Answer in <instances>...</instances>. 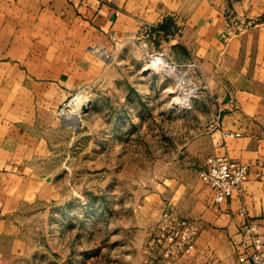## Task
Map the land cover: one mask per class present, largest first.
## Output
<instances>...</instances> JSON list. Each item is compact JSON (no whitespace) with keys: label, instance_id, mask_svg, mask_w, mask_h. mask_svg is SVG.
Masks as SVG:
<instances>
[{"label":"rangeland","instance_id":"1","mask_svg":"<svg viewBox=\"0 0 264 264\" xmlns=\"http://www.w3.org/2000/svg\"><path fill=\"white\" fill-rule=\"evenodd\" d=\"M209 1L226 39L264 24V0ZM179 29L170 21L141 26L132 41L95 50L101 67L58 108V121L34 122L38 146L17 188L7 189L0 219L1 264L180 260L185 252L167 255L157 238L168 229L165 214L201 228L211 191L198 174L228 93L208 87L177 43ZM75 95L86 109L68 123L63 112Z\"/></svg>","mask_w":264,"mask_h":264},{"label":"crops","instance_id":"2","mask_svg":"<svg viewBox=\"0 0 264 264\" xmlns=\"http://www.w3.org/2000/svg\"><path fill=\"white\" fill-rule=\"evenodd\" d=\"M166 21L180 27L177 43L208 87L228 93L218 104L211 155L249 167L241 194L214 204L210 193L195 242L175 264H238L241 208L264 243V24L226 39L209 0H0V219L38 146L34 122L58 121V108L101 67L95 50L111 51L141 26Z\"/></svg>","mask_w":264,"mask_h":264},{"label":"built area","instance_id":"3","mask_svg":"<svg viewBox=\"0 0 264 264\" xmlns=\"http://www.w3.org/2000/svg\"><path fill=\"white\" fill-rule=\"evenodd\" d=\"M223 135L236 138L240 133ZM198 176L202 184L210 189L213 203L221 204L233 194H241L243 184L249 178V167L223 155H212L205 160ZM239 215L243 217V223L239 231L241 242L235 250L238 264H264V243L257 232L255 221L248 216L244 208L239 210ZM164 216L168 229L160 232L157 241L164 240L168 244L167 255L174 256L192 248L199 232V225L186 220L174 222L167 214Z\"/></svg>","mask_w":264,"mask_h":264},{"label":"bare ground","instance_id":"4","mask_svg":"<svg viewBox=\"0 0 264 264\" xmlns=\"http://www.w3.org/2000/svg\"><path fill=\"white\" fill-rule=\"evenodd\" d=\"M85 109L86 107L83 105L81 98L78 95H75L69 103V111L63 112V115L68 123H71L76 120L80 116V113H82Z\"/></svg>","mask_w":264,"mask_h":264}]
</instances>
